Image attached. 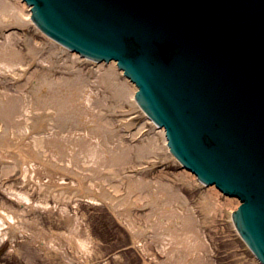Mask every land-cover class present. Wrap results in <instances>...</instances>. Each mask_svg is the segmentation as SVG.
I'll use <instances>...</instances> for the list:
<instances>
[{
	"label": "rangeland",
	"instance_id": "1",
	"mask_svg": "<svg viewBox=\"0 0 264 264\" xmlns=\"http://www.w3.org/2000/svg\"><path fill=\"white\" fill-rule=\"evenodd\" d=\"M0 5V46L16 49L0 63V104L18 96L23 114L0 113V264H261L231 218L240 200L172 155L115 61L70 51L23 0ZM69 89L91 95L83 112L65 103Z\"/></svg>",
	"mask_w": 264,
	"mask_h": 264
},
{
	"label": "water",
	"instance_id": "2",
	"mask_svg": "<svg viewBox=\"0 0 264 264\" xmlns=\"http://www.w3.org/2000/svg\"><path fill=\"white\" fill-rule=\"evenodd\" d=\"M25 1L62 44L118 61L172 153L241 200L234 222L264 263V0Z\"/></svg>",
	"mask_w": 264,
	"mask_h": 264
},
{
	"label": "bare ground",
	"instance_id": "3",
	"mask_svg": "<svg viewBox=\"0 0 264 264\" xmlns=\"http://www.w3.org/2000/svg\"><path fill=\"white\" fill-rule=\"evenodd\" d=\"M0 6L4 7L3 5H0ZM5 7H6V5H5ZM1 11H2V9H0V17L4 16V13L2 14ZM7 37H8V41H14V40L18 41L20 38L19 34L15 33V32H12ZM15 50H16L15 47H13L11 45V43L10 44L5 43V44L1 45L0 46V63H2V64L6 63L7 65H11V61H14L13 57L16 56ZM41 61H51L50 56L45 58V59H42ZM66 61H68V59H66ZM69 63H73V61H71ZM72 67H75V66L72 65ZM113 69H114L113 67H110L108 69V72L113 73V71H114ZM121 83L126 84V82H121ZM128 89H129V87H128ZM65 94H66V100H67V102H65V103L67 105L73 106L75 109H78V108L81 109L80 110L81 112H83L82 106L84 107V105H83L84 103L93 101L91 95H90V97H87V101L83 100L84 94H82V89H80V91H76L75 89L74 90L69 89L68 92H65ZM21 108H22V106H21L20 98L18 96L15 97L14 95H12L11 99L9 101H7V103L5 105L0 104V113L2 114L3 118H6L9 121L11 120V118L12 119L14 118V120H13V122H14V121H16L17 116L23 115ZM73 113H74V110H73ZM79 120H80L81 124H85L83 126L84 129L89 128L90 123L87 122V120L85 119V115H83V113H81V115H79ZM86 143H88L89 146H91L93 148L94 152H91L92 155L97 154V152H96L97 147L93 143H90V140H88V139L86 140ZM103 154H104V152H103ZM104 156H105V154H104ZM12 193L16 197H19V199L21 200V202L24 206H28V207L30 206L31 202H30V198L28 196H24L25 194H19L15 191H12ZM170 214L174 215L175 212L171 211ZM196 246L197 247L203 246L201 239L197 238V245H195V247Z\"/></svg>",
	"mask_w": 264,
	"mask_h": 264
}]
</instances>
